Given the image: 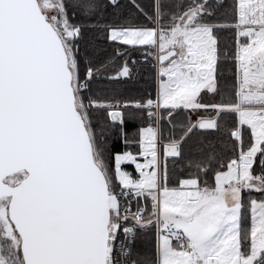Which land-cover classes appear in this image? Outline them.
<instances>
[{
    "label": "snow or ice",
    "instance_id": "6c2138e0",
    "mask_svg": "<svg viewBox=\"0 0 264 264\" xmlns=\"http://www.w3.org/2000/svg\"><path fill=\"white\" fill-rule=\"evenodd\" d=\"M0 264H264V0H0Z\"/></svg>",
    "mask_w": 264,
    "mask_h": 264
},
{
    "label": "trees",
    "instance_id": "16d2710c",
    "mask_svg": "<svg viewBox=\"0 0 264 264\" xmlns=\"http://www.w3.org/2000/svg\"><path fill=\"white\" fill-rule=\"evenodd\" d=\"M125 2H127V0H125ZM151 2V0H143V3L144 4H149ZM133 23H141V24H145V23H148L147 20H145L143 17H140L138 19H135L132 21ZM120 47H123V45H121L119 42H116V43H113L111 44L109 47H108V52L109 54H111L113 52L114 49L116 48H120ZM133 56H137L139 57L141 55V50L140 49H137L136 51H133L131 53ZM128 87L131 89V91H128L126 92L125 94H128V95H131V94H135V91L140 87V85L138 84H130L128 85ZM140 125L138 122H130L129 124V127H128V131L130 134L134 133L135 132V129L138 128ZM246 138H247V134H246ZM129 140H130V143L128 145V148L129 150H132V151H137L138 150V144L136 143V141L138 140V136L137 135H130L129 137ZM125 149V145L123 144V142H121L120 144V150H124ZM123 167L128 170L129 172H132L133 175H136V169H135V166L132 165V164H125L123 165ZM221 170H226V169H221ZM192 171H195V169H193ZM180 177H174L172 180H171V184L172 185H176L178 184V179ZM207 179L209 180L210 183H214V173L213 172H210ZM253 197L259 199L261 198L259 193L257 192H253ZM244 223L246 226H248L250 228V225H251V214H250V211H245V214H244Z\"/></svg>",
    "mask_w": 264,
    "mask_h": 264
},
{
    "label": "rangeland",
    "instance_id": "374dc122",
    "mask_svg": "<svg viewBox=\"0 0 264 264\" xmlns=\"http://www.w3.org/2000/svg\"><path fill=\"white\" fill-rule=\"evenodd\" d=\"M125 164H132L131 162H125ZM124 164V165H125ZM132 165H134V164H132ZM135 166V165H134ZM136 169V168H135ZM137 171V170H136ZM137 173H138V171H137Z\"/></svg>",
    "mask_w": 264,
    "mask_h": 264
},
{
    "label": "crops",
    "instance_id": "0c3cea01",
    "mask_svg": "<svg viewBox=\"0 0 264 264\" xmlns=\"http://www.w3.org/2000/svg\"><path fill=\"white\" fill-rule=\"evenodd\" d=\"M136 173H137V171H136ZM138 174V173H137Z\"/></svg>",
    "mask_w": 264,
    "mask_h": 264
}]
</instances>
